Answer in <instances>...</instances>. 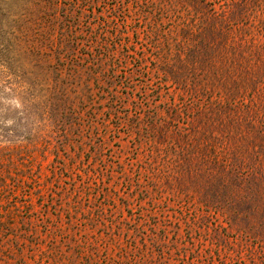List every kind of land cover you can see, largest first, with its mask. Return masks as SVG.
Returning <instances> with one entry per match:
<instances>
[{"label": "rangeland", "instance_id": "1", "mask_svg": "<svg viewBox=\"0 0 264 264\" xmlns=\"http://www.w3.org/2000/svg\"><path fill=\"white\" fill-rule=\"evenodd\" d=\"M248 6L263 49L264 2ZM186 13L180 0H0V264L210 258L221 219L160 178L155 112L182 96L159 59Z\"/></svg>", "mask_w": 264, "mask_h": 264}, {"label": "trees", "instance_id": "2", "mask_svg": "<svg viewBox=\"0 0 264 264\" xmlns=\"http://www.w3.org/2000/svg\"><path fill=\"white\" fill-rule=\"evenodd\" d=\"M180 1L187 13L168 36L175 50L159 59L162 80L182 96L164 115L155 112L166 140L160 178L181 206L198 204L221 219L208 232L204 264H246L235 253L244 250L254 262L264 258V48L251 31L257 15L250 0Z\"/></svg>", "mask_w": 264, "mask_h": 264}]
</instances>
